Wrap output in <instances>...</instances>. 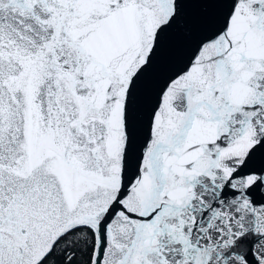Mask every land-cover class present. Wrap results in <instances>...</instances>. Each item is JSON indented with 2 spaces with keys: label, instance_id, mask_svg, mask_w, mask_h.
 <instances>
[{
  "label": "snow or ice",
  "instance_id": "1",
  "mask_svg": "<svg viewBox=\"0 0 264 264\" xmlns=\"http://www.w3.org/2000/svg\"><path fill=\"white\" fill-rule=\"evenodd\" d=\"M0 264H264V0H0Z\"/></svg>",
  "mask_w": 264,
  "mask_h": 264
}]
</instances>
